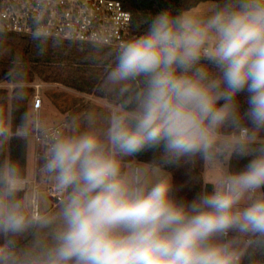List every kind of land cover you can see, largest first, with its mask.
Listing matches in <instances>:
<instances>
[{
    "label": "clouds",
    "instance_id": "obj_1",
    "mask_svg": "<svg viewBox=\"0 0 264 264\" xmlns=\"http://www.w3.org/2000/svg\"><path fill=\"white\" fill-rule=\"evenodd\" d=\"M120 42L101 93L110 110L49 143L44 195L20 165L0 163V264H253L264 254V0H215L201 12L168 8ZM247 93L243 113L237 97ZM0 119V148L26 139ZM158 153V163L138 161ZM251 157L221 169L202 192L174 195L162 166Z\"/></svg>",
    "mask_w": 264,
    "mask_h": 264
},
{
    "label": "trees",
    "instance_id": "obj_2",
    "mask_svg": "<svg viewBox=\"0 0 264 264\" xmlns=\"http://www.w3.org/2000/svg\"><path fill=\"white\" fill-rule=\"evenodd\" d=\"M132 15L134 33L141 34L147 25L137 26L141 17H148L172 8L190 10L200 3L215 0H118ZM115 51L93 45H78L35 38L0 34V119L9 121L16 130L25 113L33 118L31 101L34 96L32 85L62 87L78 94L100 99L114 106V97L102 91L108 66L113 62ZM3 85H13L8 90ZM237 100L243 113L247 110V93L238 95ZM29 142L26 139H10L0 148V163L7 159L17 162L26 174ZM158 153L147 151L136 159L142 162L158 161ZM251 157L233 156L227 164L229 171L241 170ZM222 161V160H221ZM204 162L181 161L177 165L162 166L171 175L174 195L185 201L193 200L202 192H211L212 186L203 180ZM244 264H249L246 258ZM253 264H264V254L255 253Z\"/></svg>",
    "mask_w": 264,
    "mask_h": 264
},
{
    "label": "built area",
    "instance_id": "obj_3",
    "mask_svg": "<svg viewBox=\"0 0 264 264\" xmlns=\"http://www.w3.org/2000/svg\"><path fill=\"white\" fill-rule=\"evenodd\" d=\"M0 34L41 40L93 45L109 50L137 36L132 28V15L118 0H0ZM8 90L13 85H3ZM31 101L33 127L31 139L35 174L29 187H43V193L57 207L59 194L44 182L40 174L44 153L51 140L67 129L62 122L46 128L39 125L42 100L41 84L34 83Z\"/></svg>",
    "mask_w": 264,
    "mask_h": 264
},
{
    "label": "rangeland",
    "instance_id": "obj_4",
    "mask_svg": "<svg viewBox=\"0 0 264 264\" xmlns=\"http://www.w3.org/2000/svg\"><path fill=\"white\" fill-rule=\"evenodd\" d=\"M213 1H207L198 4L196 7L188 10L191 12H201L207 9ZM39 83V82H36ZM41 84V83H39ZM40 97L42 100V108L40 113L39 125L43 128L45 125H56L59 123H66L68 128L64 130V133L70 131L71 125H79V127H85L86 122L83 117L89 112H97L101 114L106 110H110L113 106L108 105L106 102L100 99H95L91 96H86L78 94L74 91L53 86L41 84ZM30 121L34 122L33 118ZM71 122V125H70ZM32 129V127H30ZM29 142V157L30 160L34 161L33 156V144L31 139H26ZM30 161V162H31ZM35 163V162H34ZM227 167V163L224 161H217L215 168L210 165L204 166V181L210 180L217 174L221 169ZM211 185V184H210ZM40 191L43 193L44 188L39 187ZM44 195V207L48 211L54 212L57 207L52 208V202Z\"/></svg>",
    "mask_w": 264,
    "mask_h": 264
},
{
    "label": "crops",
    "instance_id": "obj_5",
    "mask_svg": "<svg viewBox=\"0 0 264 264\" xmlns=\"http://www.w3.org/2000/svg\"><path fill=\"white\" fill-rule=\"evenodd\" d=\"M42 106H43V104H42ZM49 126H52V125H45L43 128H46V127H49ZM67 128H68V125H67ZM29 155L30 154H29V149H28V152H27V169H26V172L27 173H26V176L28 177L29 182H31L33 180L34 174H35V163H34L35 160L34 161L33 160L31 161ZM205 171H206V168H205ZM203 180H204V173H203ZM204 183H205V181H204Z\"/></svg>",
    "mask_w": 264,
    "mask_h": 264
}]
</instances>
